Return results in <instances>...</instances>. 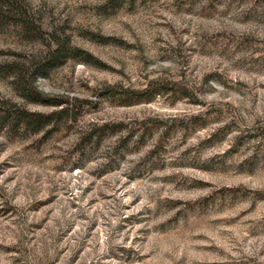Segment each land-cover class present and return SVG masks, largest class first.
<instances>
[{"label": "rangeland", "instance_id": "374dc122", "mask_svg": "<svg viewBox=\"0 0 264 264\" xmlns=\"http://www.w3.org/2000/svg\"><path fill=\"white\" fill-rule=\"evenodd\" d=\"M0 264H264V0H0Z\"/></svg>", "mask_w": 264, "mask_h": 264}, {"label": "trees", "instance_id": "16d2710c", "mask_svg": "<svg viewBox=\"0 0 264 264\" xmlns=\"http://www.w3.org/2000/svg\"><path fill=\"white\" fill-rule=\"evenodd\" d=\"M61 51L62 50L60 48V45H57V47H55V49L53 51H50L46 57V63H44L45 66H50V67L57 66L59 64L57 60L59 59V54ZM31 86H32L33 91L30 92V94H31L30 99L35 100V101H43L46 103L54 102V101H50L49 99H44L43 95L37 90V88L33 84H31ZM142 94L146 95V97L144 98L145 100H151L152 99L153 93H152L151 88L145 89L144 92L140 93V95H142ZM136 100H139V99H136ZM64 112H68V107L62 106V108L60 110L53 111L49 115H44V114H39V113H26L25 115L27 116L28 119H26V117L23 116V118H24L23 120L29 126H33L34 130H39L40 128H42L46 124L50 123L52 121L54 115H59V114H62Z\"/></svg>", "mask_w": 264, "mask_h": 264}]
</instances>
